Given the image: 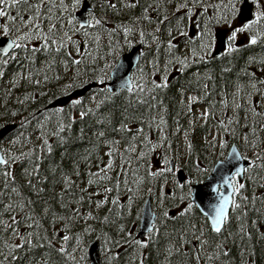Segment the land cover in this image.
<instances>
[{"label": "snow or ice", "instance_id": "snow-or-ice-1", "mask_svg": "<svg viewBox=\"0 0 264 264\" xmlns=\"http://www.w3.org/2000/svg\"><path fill=\"white\" fill-rule=\"evenodd\" d=\"M86 2L87 0H0V66L7 67L11 62H22L23 60L34 64L37 53L52 56L51 61L47 62L48 67L56 62L55 56L61 54L65 57L62 62L66 69L69 62L75 65L83 63L85 55L91 57V53L83 47L90 36L87 29L102 24V20L96 17L95 12L89 11V8L95 6L85 7ZM164 2L171 5V15L168 14V9L165 7L161 17L159 14L161 5L149 4L144 8L141 17L137 18L155 25L154 31L148 35L156 43L155 52L157 54L160 53L163 43L158 35L161 33L160 26H165L168 37L165 48L168 55L163 66L161 67L159 55H156L147 73L143 68L138 67V77L135 74L127 75L125 66L119 62L105 63L104 68L100 69L101 75L96 78L95 83L102 86L98 94L104 95V99L96 104L97 109L109 100L114 101L120 93L128 94L123 106L117 109L113 103L112 110L107 114L100 113L88 129L92 131V128H95L92 131V135L95 137L93 148L98 150L101 146L106 147L108 150L105 155L108 157V161L103 166L98 165L97 171L92 172L90 161L93 152L92 149H87L84 154L80 155V159L71 158L72 167L69 171L64 168L63 163L64 159L68 157L66 149L60 162L55 163L49 169L54 186L60 185L61 188L54 198L58 199L62 207L68 208V204L64 201L65 193L75 195L72 190L77 185V181L73 177L81 176V161L89 162V170L86 173L88 177L86 186L80 188L82 194L77 200V203L80 204L83 203L85 194L88 195L90 201L92 195L100 194L99 192L89 194V187L93 185L99 187L101 182H111L113 186L109 187L105 183L103 191L105 194L115 191L117 195L110 202L117 205L120 203L121 184L123 183L124 191L130 194L127 196V213L131 216L135 197L141 191L140 186L145 181H150L153 187L147 189L149 196L155 194L160 206H163L165 201L170 198L175 206V211L162 210L160 216L157 217L149 206L151 223L150 226L148 223L145 224L148 233L147 239L136 238L124 224L118 225V233L121 234L125 243L138 248L139 264H145L147 256L144 250L149 248L154 236L159 237L161 234L160 228L157 227V220L165 228L169 222L181 224L178 230L174 229L176 238L174 243L171 241L173 233L166 232L164 234L169 237V244L163 252L157 249L158 254L163 256L162 264H173L174 260L176 264H216V262L232 264L228 241L229 238H232L234 244L237 236L241 241L240 264H251L250 258L255 255V252L245 249L243 241L245 237L252 240V232L245 226L249 205L257 213L260 212V209L255 207L257 201L264 205V192H261L259 196L256 193L257 188L264 190V90L260 87L264 85V79L257 76V71L264 75V59L257 60L255 57H250L246 61L242 73L248 77V83L247 85L235 84L236 91L232 94L231 102L233 115H227L226 110L230 106L226 98H222L219 102H210L208 108L200 114L206 123L209 119L216 122V134L211 140L207 137L204 138L207 147L212 150L219 148L220 156L224 157L223 150L231 146V152L226 158L219 160L217 167L210 170L202 168L199 163L195 166L197 173L211 171L221 174L219 182L210 186V192L214 195L208 196L205 201L198 199V194L193 189L194 181L181 175L184 166L180 163L179 156L169 157L165 150L160 156L162 164L160 161H156L155 164L149 161L150 156L165 148L168 138L164 135V125L167 123L164 116L161 115L158 123H155V128L160 134L158 140L154 141L145 132V127L149 131L153 127L155 122V117L151 116L153 109L162 108L165 112L167 111L163 99H158L157 96L170 87L171 74L168 71L170 67L176 68L178 65V71L183 73L192 64L215 60L216 56L213 53L217 50L223 58L233 56L258 44L264 46V0H227L226 4L223 0L218 3H209L208 0H177V2L164 0ZM138 4L139 0H135V2L126 4L125 7L136 8ZM249 5L250 7H246ZM108 6L112 9L117 7L115 3L111 2ZM149 9L157 13L155 19L148 15ZM78 10L86 13V17L82 14L81 19L78 20L74 15ZM245 12H247V16H245ZM238 18H241V22L236 24L235 21ZM5 20L7 23L3 22ZM173 21H175L174 24ZM189 22L197 29L198 40L194 42L189 38L188 43L193 44L190 55H177L179 51L178 36H189V33L184 31V26ZM210 25L223 26L226 31L217 30L214 32ZM132 31V27H123L125 36ZM77 35L83 39H74ZM240 36L246 37L245 43H238ZM139 37L143 43L145 41L143 30L139 31ZM95 39L98 41L99 37L97 36ZM174 41L177 42L174 43ZM252 64H257L258 68L256 71L250 72L248 66ZM231 70L230 67H224L221 72L229 73ZM29 75L31 76V74ZM76 75H80L79 70ZM3 76L4 72L0 71V78ZM194 76L199 83L200 74L194 73ZM20 78H24L22 72ZM207 78L212 79L211 76ZM47 79L48 77L45 76V80ZM106 80L118 81V83L108 86ZM17 82L13 81V83ZM35 82L40 83L39 80ZM74 86L77 85H67L66 87ZM208 87V84L203 85L205 97L210 95L207 91ZM182 92L183 88H181ZM241 93L244 95H240ZM145 94H147V98ZM237 96H240V100L243 102H238ZM133 97H135L136 105L147 106L149 114L147 117L144 113L137 114V110L133 106ZM90 99L95 100V95ZM200 99L198 96L188 98L189 112L191 104L199 102ZM83 103L82 98H77L71 101V107L82 106ZM217 103L222 105L225 110L221 113L222 118H217L213 111ZM57 112L63 114L64 109L60 108ZM241 113H243L242 116ZM93 114L91 108L81 110L79 119L83 121L86 116ZM45 119H50V117H45ZM75 121L76 117L69 115L67 124L62 119L58 122L57 130L50 134L57 137L58 145L64 146L70 143L72 137L62 134L71 133ZM133 125H135V130ZM37 127L41 144L39 145L40 155L35 159H33V156L36 155L35 149H31L27 153L21 152L19 155H13L6 149H0V264H47L44 256L40 260H36L35 254L37 251L53 248L69 261L75 262L77 259L74 254L77 249L69 251L64 246L72 237L68 234L61 235L56 223L57 221L65 222L77 219L79 209L76 208L71 216L53 214L51 233L41 223L50 213V208L45 207L40 218L37 219L38 214L35 206L42 194L47 191L45 185L49 182L48 176H41V164L44 161L45 151L48 155L53 153V146L49 142L48 134L44 131V124L37 120ZM221 133L224 134V138H220ZM113 134L120 135L121 139L125 141L126 147L123 153L119 151L121 140L116 139ZM184 134L187 137L188 131L186 130ZM86 135L85 128L81 127L79 135L75 139L82 141ZM228 137H231V145ZM90 143H92L91 140ZM168 147H171L170 143ZM192 147L191 141H188L189 154H191ZM133 154L136 156L137 165L133 169V175L137 177L134 181L135 188L128 186L127 174L124 171L126 166L131 165ZM117 156L120 157L119 174L113 178L110 173L116 170L115 158ZM25 160L29 162L30 167H24L18 179L14 166ZM240 161L243 163H239ZM142 166H146L145 174L139 176ZM57 174H59L58 179H56ZM157 181H162L159 188L156 187ZM247 181H251L253 185L251 195L246 194L248 192ZM195 183H200L199 179ZM25 186L38 198L37 200L32 199L31 195H24ZM176 190H179V196H177ZM107 203L109 200L105 195L103 200L96 201V207L100 208ZM120 207L124 208V205H120ZM197 212L203 218L204 226L193 222ZM86 219H95V217L89 212ZM233 220L238 223L236 232L229 231ZM103 221L109 222V217L105 216ZM252 223L254 224L255 221ZM64 229L69 230L70 224L64 223ZM92 230L89 226L84 231ZM210 235L211 239L205 238ZM260 236L261 239H264V233H261ZM56 237H59L63 242L59 247L56 246ZM105 242H109L107 238ZM76 243L77 246L81 244L79 236L76 237ZM111 243L120 245L119 240H111ZM206 246L210 251H206ZM246 251L248 259H245ZM46 255L47 253H45ZM29 256L32 258L27 259ZM81 259H85V257L82 256Z\"/></svg>", "mask_w": 264, "mask_h": 264}, {"label": "trees", "instance_id": "trees-1", "mask_svg": "<svg viewBox=\"0 0 264 264\" xmlns=\"http://www.w3.org/2000/svg\"><path fill=\"white\" fill-rule=\"evenodd\" d=\"M95 6L93 11L97 18L102 20L100 26L87 29L90 36L87 39V43L84 46L87 52L91 53V57L85 55L84 62L80 65H75L69 62L68 68L66 69L64 63L62 62L65 57L63 54L55 56V63L51 67H48V63L52 59V56L46 55L44 53H37L36 62L30 63L27 60L22 62H11L7 67L0 66V71L4 72V76L0 78V127L5 124L15 122L18 124L16 130H14L2 144V148L8 150L13 155H19L21 152L27 153L31 149H35L36 156L40 155L39 145L41 144V139H39V131L37 127V120L44 124V131L48 134L49 142L53 146V153L48 155L45 151L44 161L41 164V176H48L49 182L45 185L47 191L42 194V197L38 200L36 204L37 219L40 218L42 210L45 207L50 208V213L48 216L41 221L43 227L48 230L49 233L52 232L51 220L53 214L71 216L73 211L78 208L79 213L77 219L68 220L65 222L57 221L56 227L60 231V234H68L72 237L69 242L64 245L69 251L76 248L75 256L76 261H69L66 257L61 256L53 249H44L43 251H37L35 254V259L40 260L42 256L47 260V264H88L87 250L89 244L95 240L99 239L101 243V253L105 264H139L138 255L139 250L135 245H129L125 243L124 239L121 238V234L118 233V225L124 224L128 231L132 232L135 236V225L138 224L140 220L141 210L143 207L144 200L147 196V189L153 187L150 181H145L142 184L141 191L136 195L135 202L132 206V215L129 216L127 213V196L130 195L124 191V185L121 184V194L120 203L117 205L111 204V200L116 197L117 193L113 191L112 193L105 194L103 187L105 183L107 186L112 187L111 182H101L100 186L97 187L93 185L88 188L89 194H94L99 192V195H92L91 201L88 199V195L85 194V199L82 204L77 203L79 196L82 194L80 188L86 186L87 182V171L89 170V162L81 161L80 171L81 176L79 178L73 177L77 181V185L73 188L75 195H69L65 193L64 201L68 204V208H64L60 205L58 199L54 198L60 192V185L53 184V177L49 172V169L55 164L60 162L62 155L67 149L68 157L63 161L64 168L66 170H71V158L80 159V155L85 153V150L92 149L93 155L91 157V171L96 172L97 166H103L107 163L108 157L105 152L108 150L106 147L101 146L98 150L93 148V143L95 142V137L92 135V131H89V127L93 125L96 118L100 113L107 114L113 108V103L115 107L119 109L125 104V97L127 93H120L118 98L114 101L109 100L104 105H101L99 109L96 108V104L104 99V95L98 94L100 88L97 87L93 89L88 95L83 97V105H77L75 108L71 107V103L65 107L64 113L60 114L57 112L58 109L47 110V104L57 96L66 93L69 89L75 87H80L89 81H95L97 77L101 75L100 69L104 68L105 63L116 62L119 55L124 52L131 43L139 42V31L143 30L145 32V46L143 48V53L140 62L134 71L135 76H139V68H143L145 73L151 68V62L154 56L159 55V60L161 67L167 58L166 52V42L167 33L165 31V26L161 25V51L159 54L155 52L156 43L152 41L149 33L154 31L155 25L145 20H138L141 17L143 10L149 4H159L161 17L164 14L165 7L168 9V14L171 15L172 8L171 5L165 4L164 0H142L139 2L136 8L125 7L127 0H91ZM109 2L115 3L117 5L116 9H112L108 6ZM177 2V0H173ZM209 3H218L220 0H208ZM226 4L227 0H223ZM13 14L15 12L13 11ZM152 14V16H151ZM75 15V13H74ZM148 15L155 19V12L149 9ZM199 18V17H198ZM175 21H173V24ZM188 24V23H187ZM186 24V25H187ZM185 25V26H186ZM120 26V27H117ZM132 27L133 31L125 36L123 32V27ZM214 31V25H210ZM175 35V32H174ZM99 37L97 41L95 37ZM74 39H83L81 36L77 35ZM198 38L194 40L197 41ZM183 42H179V51L177 55H190V50L193 44L188 45L182 51ZM55 55V54H53ZM250 57H255L257 60L264 59V46L258 44L256 46L250 47L247 50H242L240 53L234 54L229 57H218L215 60H211L207 63H197L192 64L185 72L180 73L173 81L170 82L169 89L160 92L157 96L158 99H163L164 106H166L167 111L165 112L162 108L153 109L151 116L155 117V122L151 131L145 127V132L149 134L154 141L158 140L159 133L155 128V123H158L159 117L164 116L167 121L164 125V135L167 136V141L165 142V148L158 150L156 154L149 157V161L152 164L156 163V160H160L161 154L167 151L169 157H180V163L184 166L187 175L193 181L199 179V181L205 179L208 173H197L196 164L199 163L202 168H208L211 170L214 163L221 158L220 149L212 150L207 147L205 143V137L211 140L213 137H208L209 133L214 131L216 134V122L215 120L209 119L207 123L203 120L202 122L195 116V111L192 107L194 105H205L208 108L210 102H219L222 98H226L229 102V109L226 110L227 115H233L231 109V102L233 99L232 94L236 91L235 84L240 83L241 85H247L248 77L244 76L242 69L246 66V61ZM78 58V57H77ZM224 67H230L232 70L229 73H222L221 69ZM258 68L257 64H252L248 66V70L256 71ZM173 68H169L168 71ZM77 70H79L80 75L77 76ZM23 73L24 78H20V73ZM194 73L200 74L199 83L194 76ZM28 74V75H27ZM31 74V76L29 75ZM45 76L48 77L45 80ZM211 76L212 79L209 80L207 77ZM257 76L264 79V75H261L257 71ZM59 77V79H57ZM39 80L40 83L37 84L35 81ZM13 81H18L13 83ZM107 81V80H106ZM208 84L209 87L207 91L210 93L207 97L204 96L203 85ZM67 85H77L71 88L66 87ZM264 90V85L260 86ZM181 88L183 92L181 93ZM189 93L195 94V96L200 97V101L191 104V111H188V98ZM95 95V100H91L90 97ZM240 95H244L241 93ZM27 97V98H26ZM147 98V94H145ZM133 99V106L137 110V114L144 113L147 117L148 111L147 106H141L135 104V97ZM238 102H243L240 100V96L236 97ZM257 99V97H254ZM183 101V103H182ZM153 103H155L153 101ZM88 108L93 109V115L86 116L83 121L79 119V112L81 110H87ZM131 111V109H130ZM217 118H222L221 113L225 111L222 105L216 104L213 109ZM15 113V115H13ZM76 117L75 123L72 125L71 133H65L62 135H68L72 137L69 144L60 146L57 144V137L50 135L53 131L57 130L58 122L62 119L65 124L68 123V116ZM243 113H241V116ZM45 117H50V119H45ZM30 121V123H28ZM178 121V123H177ZM23 125V126H22ZM84 127L87 135L84 140H76L75 137L79 135V129ZM179 128V131H177ZM135 130V125H133ZM188 131V136L185 137V131ZM116 139H120L121 143L119 145V151L124 152L126 147L125 141L121 139L120 135L113 134ZM220 138H224V134L221 133ZM231 145V137H228ZM90 140L92 143H90ZM16 141V143H13ZM191 141L193 147L191 154L188 153L187 142ZM171 147H168V144ZM229 148L224 149V154H227ZM243 150V149H242ZM126 155V154H125ZM162 164V161H160ZM116 170L112 171L110 175L115 178L119 174L120 157L115 158ZM136 156L132 155L131 165L126 166L124 171L127 174L126 178L129 182L128 186L135 188L134 183L136 176L133 175V169L136 168ZM15 167V174L18 179L21 176L22 169L24 167H30L27 160ZM145 167L142 166L139 170V176L145 174ZM191 169V171H189ZM59 178L57 174L56 179ZM123 178V177H122ZM162 181H157L156 187L159 188ZM248 192L246 194L251 195L253 188L252 182L247 181ZM155 191V190H154ZM177 191V196L180 195L179 190ZM24 195L29 196L34 200L38 198L33 195L27 186L23 189ZM264 190L257 188L256 193L259 196ZM105 195H107L109 203L104 204L102 207H96V201L103 200ZM155 198V210L157 211L158 217L162 210H169L170 208H175L172 200L169 198L165 201L163 206L158 205L156 195L153 194ZM47 201V203H45ZM120 205H124L121 208ZM256 208L260 209L257 213L252 210L251 205L248 208V217L245 218V226L252 232V240H248L247 237L244 238L243 246L248 251H254L255 255L250 258L251 264H264V239H261L260 234L264 233V205L259 201L256 203ZM91 212L95 219H86L87 214ZM119 214V215H118ZM196 219L193 220L200 226L203 225V218L200 217L199 212L196 214ZM105 216L109 217V222H104L103 218ZM123 217V218H121ZM255 221L253 224L252 222ZM64 223L70 224V229H64ZM157 227L160 228V236L153 237V242L150 244L148 249L144 252L147 256L145 264H162L163 256L158 254L157 249L163 252L164 248L169 244V237L164 234L173 233L171 241L175 242L174 229H179L181 227L180 223L169 222L165 228L159 220H157ZM91 226L93 229L90 232H85V228ZM186 226V225H185ZM134 229V230H133ZM238 229L237 221L233 220L229 231L236 232ZM23 231V229H22ZM41 231H43L41 229ZM126 235V233H125ZM81 238V244L77 246L76 237ZM106 238L108 243H106ZM206 239H211L212 236H206ZM57 240V247L61 246L63 242L59 237L55 238ZM111 240H119L120 245H114ZM228 247L231 251L232 264H240L239 251L241 248V241L239 237H235V243L233 244L232 238H229ZM206 251H210L207 249ZM45 253L47 255L45 256ZM85 259H81V257ZM29 256L27 259H31ZM247 251L245 252V259H248ZM173 264H176L174 260ZM219 264V262H216Z\"/></svg>", "mask_w": 264, "mask_h": 264}, {"label": "water", "instance_id": "water-1", "mask_svg": "<svg viewBox=\"0 0 264 264\" xmlns=\"http://www.w3.org/2000/svg\"><path fill=\"white\" fill-rule=\"evenodd\" d=\"M88 5H89V3L86 2L85 7H87ZM246 7H250V5L246 6ZM82 14L86 17V13H82V10H81L77 15L79 19H81ZM245 16H247V12H245ZM239 19L241 21V18H239ZM224 31H226V29L220 30V32H224ZM218 54H220L219 50L214 52V55H218ZM139 55H140V46H134L131 48V50L128 53H125L120 57L118 62L122 63L125 66V68L127 70V75H131V71L134 69V67L136 66V64L139 60ZM113 83H118V81L111 80L109 83V86L112 85ZM96 84L97 83H95V82L86 84L83 88L75 90L73 93H71L67 96L56 99L53 103H51L49 105V107H54V106H58V105H65L74 96L84 95L90 88L96 86ZM15 127H16L15 124L4 126L0 130V142H1V139L3 137H5ZM230 152H231V150H230ZM239 163H243V161H240ZM217 166H218V163L216 164L215 167H217ZM181 175H183V172L181 173ZM220 175L221 174L219 172H212V174L208 177V179L205 181V183L203 185L202 184L194 185L195 192L198 194V199H200L201 201H205L208 196L214 195L210 192V186H214L215 183L219 182ZM149 206H150V204L147 203L144 207L142 220H141V227H140V237H143L144 234L147 232L145 229V224L148 223L150 226V223H151V215L149 214V211H148ZM89 256L91 258L92 264H101V258L99 256V252H98V242H94V244L91 246L90 251H89Z\"/></svg>", "mask_w": 264, "mask_h": 264}, {"label": "rangeland", "instance_id": "rangeland-1", "mask_svg": "<svg viewBox=\"0 0 264 264\" xmlns=\"http://www.w3.org/2000/svg\"><path fill=\"white\" fill-rule=\"evenodd\" d=\"M240 37H241V36H240ZM240 37H239V38H240Z\"/></svg>", "mask_w": 264, "mask_h": 264}, {"label": "bare ground", "instance_id": "bare-ground-1", "mask_svg": "<svg viewBox=\"0 0 264 264\" xmlns=\"http://www.w3.org/2000/svg\"><path fill=\"white\" fill-rule=\"evenodd\" d=\"M28 75V74H27Z\"/></svg>", "mask_w": 264, "mask_h": 264}]
</instances>
